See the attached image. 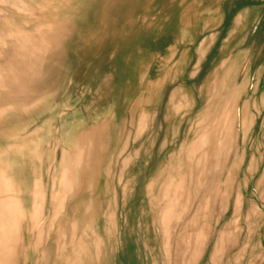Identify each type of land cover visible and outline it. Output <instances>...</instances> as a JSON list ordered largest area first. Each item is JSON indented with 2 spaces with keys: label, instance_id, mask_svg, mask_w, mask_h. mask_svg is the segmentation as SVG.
I'll return each instance as SVG.
<instances>
[{
  "label": "bare ground",
  "instance_id": "obj_1",
  "mask_svg": "<svg viewBox=\"0 0 264 264\" xmlns=\"http://www.w3.org/2000/svg\"><path fill=\"white\" fill-rule=\"evenodd\" d=\"M218 2L193 0L194 22L183 18L179 32L172 35L167 58L173 55L172 46L194 37L195 24L205 25L210 16L216 17ZM96 8V0H0V264H97L106 236L113 243L111 198L105 196L102 215L94 200L103 176L94 153L102 148L97 136L106 127L87 122L97 98L91 97L85 105L88 115L77 110L67 125L64 114L59 126L50 121L68 81V65L74 60L72 42L89 36ZM208 43L209 39L202 40L199 48L204 50ZM240 56L234 59L236 66L245 64ZM181 59L180 64L185 61L183 55ZM140 67L143 78V64ZM227 72L230 75L232 68ZM227 78L219 72L208 81L206 103L194 120V137L190 138L189 130L184 141L173 144L141 188V211L157 231L145 236L147 248L152 244L158 251L152 253V264H158L157 258L163 264H179L186 256V264H194L205 251L206 227L198 231L193 227L213 202L211 192L206 199L200 193L215 181L220 193L223 184L219 180L225 164L233 162L237 136L247 116L246 108L234 103L237 87L227 86ZM153 83L147 92L142 90V100L149 102L157 96ZM182 106L192 108V94L177 87L169 98L170 125L160 150L174 140L171 135L183 117L174 113ZM154 115L144 108L140 111L134 145ZM129 145L128 140L118 155L124 204L135 182L132 160L142 151L136 148L127 153ZM181 225L183 233L177 238Z\"/></svg>",
  "mask_w": 264,
  "mask_h": 264
},
{
  "label": "rangeland",
  "instance_id": "obj_2",
  "mask_svg": "<svg viewBox=\"0 0 264 264\" xmlns=\"http://www.w3.org/2000/svg\"><path fill=\"white\" fill-rule=\"evenodd\" d=\"M96 1L89 36L72 42L74 60L68 65V81L50 121L59 126L64 114L67 125L77 110L88 115L85 105L91 97L97 98L87 122L106 127L97 136V140L101 137L103 149L98 147L94 153L98 173L103 175L100 185L95 187L94 200L102 215L105 196L111 198L114 213L113 247L105 264L153 263V255L158 251L152 244L146 247L145 236L151 237L157 231L141 211V188L149 182L173 144L184 141L189 130L190 138L194 137V120L207 100L206 84L219 72L222 78L228 76L227 86L237 87L234 103L246 108L247 116L237 136L233 162L225 164L226 171L219 180L223 184L220 193L216 181L200 193L206 199L211 192L213 204L208 212L198 215L193 227L195 231L206 227L203 229L205 251L201 258L198 253L200 259L197 257L199 261L195 260L194 264H264V0H219L216 17L210 16L205 25L195 24L194 37L172 46L174 52L170 58L167 53L173 45V33L179 32L184 17L194 22L193 0ZM204 39H209V43L201 50L199 45ZM240 53L239 59L245 64L236 66L234 59ZM181 55L185 61L180 64ZM153 81L151 88L158 91L157 96L149 102L142 100V90L147 92L148 84ZM177 87L191 91L193 106H182L174 113L175 117H183L171 135L174 140H169L167 148L160 150L170 125L169 98ZM143 108L155 115L134 145L136 121ZM128 140L127 153L136 148L142 151L132 160L135 182L124 204L118 155ZM180 232L183 233L182 225L177 238ZM217 237L222 242L218 241L215 248ZM134 250L137 255H133ZM187 257L180 258L179 264H186ZM156 261L163 264L159 258Z\"/></svg>",
  "mask_w": 264,
  "mask_h": 264
},
{
  "label": "crops",
  "instance_id": "obj_3",
  "mask_svg": "<svg viewBox=\"0 0 264 264\" xmlns=\"http://www.w3.org/2000/svg\"><path fill=\"white\" fill-rule=\"evenodd\" d=\"M242 12H244V10H242ZM103 249H102V255L100 257V260L97 264H105L108 260V257H109V252L112 250V247H113V243H108L107 242V236H106V243L103 245ZM147 247V246H146Z\"/></svg>",
  "mask_w": 264,
  "mask_h": 264
}]
</instances>
